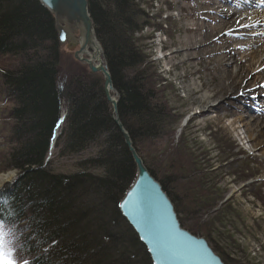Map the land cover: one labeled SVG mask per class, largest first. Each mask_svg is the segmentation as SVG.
<instances>
[{
    "label": "trees",
    "instance_id": "16d2710c",
    "mask_svg": "<svg viewBox=\"0 0 264 264\" xmlns=\"http://www.w3.org/2000/svg\"><path fill=\"white\" fill-rule=\"evenodd\" d=\"M87 3L118 95L119 119L142 157L139 142L167 135L173 124V114L150 81L154 74L147 72L141 38L135 36L146 26L145 13L134 0ZM61 55L53 17L37 0H0V56L15 63L0 70L12 120L10 149L0 172L17 174L0 189V221L18 243L14 259L21 264V257L28 264H151L117 207L136 171L112 120L102 79L79 71L58 85ZM64 101L58 155L98 147L71 174L53 172L46 160ZM147 169L168 195L182 227L212 207L195 193L178 195L166 176ZM217 255L224 264H238Z\"/></svg>",
    "mask_w": 264,
    "mask_h": 264
},
{
    "label": "rangeland",
    "instance_id": "374dc122",
    "mask_svg": "<svg viewBox=\"0 0 264 264\" xmlns=\"http://www.w3.org/2000/svg\"><path fill=\"white\" fill-rule=\"evenodd\" d=\"M134 1L145 13L143 20L146 26L135 36L141 38L138 45L143 50L147 72L154 74L149 76L150 81L156 85L163 103L173 114L168 134L147 140L145 145L141 140L139 151L142 157L138 155L146 168L150 167L158 176H166V181L178 195L195 193L212 205L207 214L189 218L183 228L192 229L194 235L205 238L216 249V254L238 264H264V154L262 149L245 138L239 123L230 124V109L234 106L242 108L243 105L224 98L214 102V109L207 111L201 102L204 96L210 95L212 64L205 59L201 65L192 62L182 65L181 56L172 59L169 56L176 49V44L186 38L185 29H194L200 23L199 19L189 18L188 14L201 0ZM258 1L262 6L261 0ZM59 48L63 55L58 85H65L67 77L79 71L101 79L99 73L90 72L85 64L73 57L77 47L71 51L66 44ZM12 64H15L12 58L0 56V70ZM203 67L206 70L202 76L208 82L205 88H202L198 75L184 79L193 69ZM2 91L0 78V168H3V160L10 149L7 134L12 124L9 115L11 102L2 95ZM260 93L255 105L250 107L248 102L244 105L263 110L264 90ZM250 98H255V94ZM217 105L219 107L215 108ZM66 107L64 101L62 113ZM62 128L63 122L57 128L56 138L51 141L46 160L53 172L71 174L77 172L80 161L95 156L98 147L93 145L78 154L59 156L56 143ZM16 175L14 170L0 172V189L15 180ZM204 224L207 227H203ZM3 231L14 259L13 249L18 243L8 227L4 226Z\"/></svg>",
    "mask_w": 264,
    "mask_h": 264
},
{
    "label": "bare ground",
    "instance_id": "6f19581e",
    "mask_svg": "<svg viewBox=\"0 0 264 264\" xmlns=\"http://www.w3.org/2000/svg\"><path fill=\"white\" fill-rule=\"evenodd\" d=\"M261 3L262 6L258 0H201L188 14L189 18L199 19L200 23L194 29H185L186 38L176 44V49L169 56L170 59L181 56L182 65L191 62L201 65L205 59L212 64L210 95L204 96L201 104L207 111L214 109V102L224 98L234 104H242V108L233 105L234 108L230 109V124L239 123L245 138L262 149L264 154V108L261 111L250 108L256 99H260V91L264 90V2L261 0ZM253 24L256 27L245 26ZM87 53L89 57L85 55ZM85 54L83 57H88L93 65H104L105 62L108 69L104 51L103 55H98L95 49L94 52L88 49ZM204 70L205 67L193 69L184 79L198 75L202 88H205L208 82L203 79ZM251 94H255V98H250ZM244 102H248L250 107ZM65 116L66 111L60 113L52 139L56 138L57 128ZM253 133L256 134L251 137Z\"/></svg>",
    "mask_w": 264,
    "mask_h": 264
},
{
    "label": "water",
    "instance_id": "95a60500",
    "mask_svg": "<svg viewBox=\"0 0 264 264\" xmlns=\"http://www.w3.org/2000/svg\"><path fill=\"white\" fill-rule=\"evenodd\" d=\"M53 17L59 46L67 45L73 57L103 77V93L112 108V120L135 165V178L117 207L125 222L145 247L151 264H224L203 237L183 228L161 184L149 173L117 113V93L107 65L95 66L88 49L103 55L88 11L87 0H37ZM86 51V52H85ZM87 55L88 57H83ZM114 95V96H113ZM116 96V97H115ZM63 118V117H62ZM167 250V255L161 254Z\"/></svg>",
    "mask_w": 264,
    "mask_h": 264
},
{
    "label": "snow or ice",
    "instance_id": "6c2138e0",
    "mask_svg": "<svg viewBox=\"0 0 264 264\" xmlns=\"http://www.w3.org/2000/svg\"><path fill=\"white\" fill-rule=\"evenodd\" d=\"M264 2V0H262ZM259 24V21L256 22ZM246 27H256V24L253 25H245ZM4 224L2 221H0V264H17V261L12 258V251L7 246V242L5 241L4 237L6 233L3 231ZM162 255H167L166 249H161ZM21 260L23 261V264H28V261L26 259H23L21 257Z\"/></svg>",
    "mask_w": 264,
    "mask_h": 264
}]
</instances>
